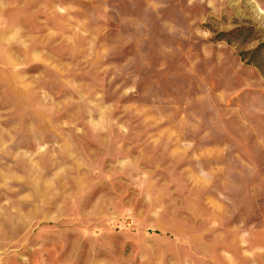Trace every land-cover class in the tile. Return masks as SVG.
Here are the masks:
<instances>
[{
  "label": "rangeland",
  "instance_id": "obj_1",
  "mask_svg": "<svg viewBox=\"0 0 264 264\" xmlns=\"http://www.w3.org/2000/svg\"><path fill=\"white\" fill-rule=\"evenodd\" d=\"M0 264H264V0H0Z\"/></svg>",
  "mask_w": 264,
  "mask_h": 264
}]
</instances>
